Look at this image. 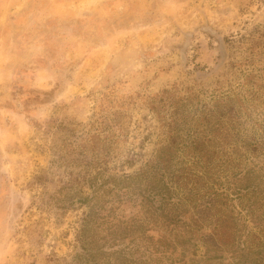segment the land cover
<instances>
[{
  "label": "rangeland",
  "instance_id": "obj_1",
  "mask_svg": "<svg viewBox=\"0 0 264 264\" xmlns=\"http://www.w3.org/2000/svg\"><path fill=\"white\" fill-rule=\"evenodd\" d=\"M0 264H264V0H0Z\"/></svg>",
  "mask_w": 264,
  "mask_h": 264
}]
</instances>
